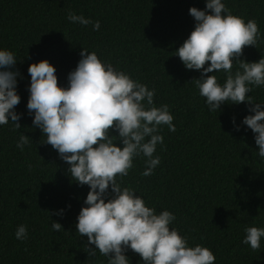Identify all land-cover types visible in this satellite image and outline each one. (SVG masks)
Wrapping results in <instances>:
<instances>
[{
	"label": "trees",
	"instance_id": "obj_1",
	"mask_svg": "<svg viewBox=\"0 0 264 264\" xmlns=\"http://www.w3.org/2000/svg\"><path fill=\"white\" fill-rule=\"evenodd\" d=\"M223 2L234 15L254 20L260 31L256 47L244 46L239 58L264 57V0ZM190 6L203 9L204 0H0V48L17 59L12 67L20 73L15 111L21 124L20 129L11 121L0 126V264H107L98 251L88 256L86 236L75 231L88 186L73 181L67 162L42 143L44 136L26 108L28 64L47 59L58 85L66 86L81 47L154 89V104H167L173 115L174 132L167 125L158 128L163 145L153 153L160 163L152 173L141 175L145 158L137 156L117 182L156 212H173L170 227L190 246L208 247L214 264H264V238L257 250L241 242L246 226L264 227V159L257 155L254 134L241 124L250 114L246 102L209 112L191 81L199 70L186 69L174 54L194 26ZM69 10L99 20V29L69 22ZM237 67L234 62L233 71ZM214 75L222 82V72ZM247 95L264 102V87ZM21 133L30 137L23 151L16 147ZM110 134L116 135L115 129ZM57 209H64L62 216L51 214ZM52 220L62 229L52 230ZM19 224L27 228L24 240L14 236ZM125 255L130 264H143L138 253L129 249Z\"/></svg>",
	"mask_w": 264,
	"mask_h": 264
},
{
	"label": "clouds",
	"instance_id": "obj_2",
	"mask_svg": "<svg viewBox=\"0 0 264 264\" xmlns=\"http://www.w3.org/2000/svg\"><path fill=\"white\" fill-rule=\"evenodd\" d=\"M188 13L194 26L174 54L186 69L199 70L200 76L191 81L209 112L217 113L222 104L246 102L250 114L242 117L241 124L254 134L257 155L264 159V102L247 95L253 87H264V57L248 62L239 58L244 46L256 47L260 38L256 22L234 15L223 0H204L203 9L190 6ZM66 18L91 24L93 31L100 27L99 20L71 10ZM79 57L67 73L66 86L58 85L55 68L47 59L30 62L26 108L32 125L44 136L42 143L51 145L67 162L73 181L88 186L75 221V231L86 236L88 256L95 257L98 251L107 264H130L125 255L130 249L143 264H214L215 256L208 247L190 246L185 236L170 227L173 212H156L133 189L116 180L128 175L134 157L145 158L143 176L160 163L159 155H153L157 144L163 145L158 128L167 125L169 132L175 131L168 105L156 106L154 89L102 61L95 52L81 47ZM16 61L12 51L0 48V126L11 121L14 129H20V113L15 111L20 101L16 91L20 73L12 67ZM234 62L238 64L235 71ZM218 72L223 73L222 82L214 75ZM231 122L238 131L240 125L234 117ZM29 138L21 133L16 147L23 151ZM63 213L64 209H57L51 214ZM50 227L62 229L55 220ZM243 231L241 242L252 250L261 249L264 227L250 225ZM14 236L26 239V225H17Z\"/></svg>",
	"mask_w": 264,
	"mask_h": 264
}]
</instances>
